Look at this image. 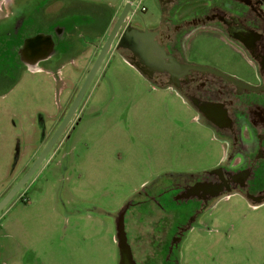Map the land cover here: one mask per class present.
<instances>
[{
  "label": "rangeland",
  "instance_id": "obj_1",
  "mask_svg": "<svg viewBox=\"0 0 264 264\" xmlns=\"http://www.w3.org/2000/svg\"><path fill=\"white\" fill-rule=\"evenodd\" d=\"M12 1L23 14L36 0H0V17ZM124 2L54 0L59 12L46 18L70 19V7L80 3L87 11L121 9ZM132 8L134 24L157 25V0H136ZM84 29L76 52L36 70L0 74V199L30 169L45 124L59 128L98 58L96 37ZM186 49L192 62L226 64L236 57L206 31ZM226 155L223 139L191 106L146 80L112 48L54 152L0 212V264H118L115 218L127 201L157 180L215 168ZM135 212L128 211L125 229L137 264H147L154 242L168 235V219ZM180 264H264V203L239 195L219 200L185 237Z\"/></svg>",
  "mask_w": 264,
  "mask_h": 264
},
{
  "label": "flooded vegetation",
  "instance_id": "obj_2",
  "mask_svg": "<svg viewBox=\"0 0 264 264\" xmlns=\"http://www.w3.org/2000/svg\"><path fill=\"white\" fill-rule=\"evenodd\" d=\"M157 2L161 13L157 25L154 28L147 24L138 26L129 14L112 48L124 59L133 57L135 62L140 63L132 50L117 49L123 33L133 28L143 34L153 33L154 41L181 64L201 68H149L147 75L137 71L157 86L175 90L194 109L199 120L218 134L227 146V155L215 168L198 175L157 180L144 186L127 201L129 211L136 209L135 214L155 216V213H161L168 219V235L154 242V253L147 264H180V249L185 237L219 200L239 195L253 205L264 203V0ZM125 4L115 14L109 10L102 12L103 16L88 13L56 24H47L43 17L25 18L23 27L17 32L14 31L16 27H0V74L3 71L5 76H14L23 67L24 61L32 70L37 69L33 59L45 57L47 53L52 55L50 52L39 54V44L45 49L52 45L57 51L54 54L61 56L70 49V36H75L82 23L93 25L99 31L108 29L115 24ZM17 20H13L14 25ZM63 30H68V33H62ZM202 31L217 36L233 50L236 57L225 60L226 64L189 61L187 42ZM27 48L39 51L33 50L30 56H26ZM67 110L69 112L70 109ZM65 114L59 123L64 121ZM75 118L76 114L44 162ZM45 125L47 127L40 133L29 166L34 164L57 131L55 126L51 125L49 129V124Z\"/></svg>",
  "mask_w": 264,
  "mask_h": 264
},
{
  "label": "water",
  "instance_id": "obj_3",
  "mask_svg": "<svg viewBox=\"0 0 264 264\" xmlns=\"http://www.w3.org/2000/svg\"><path fill=\"white\" fill-rule=\"evenodd\" d=\"M136 0H128L125 4L123 11L120 16L115 21L114 26L111 29V32L103 44L100 53L98 55L97 60L93 64L90 69L86 80L84 81L81 89L79 90L77 96L75 97L69 112L67 113L64 121L59 126L57 131L54 133L53 137L49 141L47 147L42 152V154L37 158L34 164L30 167L28 172L24 175V177L13 187V189L2 199L0 202V212L10 203V201L15 197V195L27 184V182L31 179V177L36 173L38 168L44 162L46 156L53 148L57 140L62 135L65 128L72 121L73 116L76 114L85 94L87 93L93 79L96 74L99 72L106 56L110 53L112 46L114 44L115 39L118 36V33L122 26L126 23V17L133 13L132 5ZM153 33H141L136 29L128 28L122 35L120 39V43L117 47L120 48H128L132 50L140 59V63L135 62L133 57L129 59H125L126 62L132 67L136 68L141 74L147 75L149 68H158V69H171L174 70H201L198 66H188L181 64L174 56L168 55L163 46L159 45L153 39ZM53 46H51L52 48ZM55 49L53 48L50 52L55 53ZM57 52V51H56ZM45 58H38L34 60V65L36 68L39 67V64L45 61ZM31 69V68H30ZM32 70V69H31ZM36 70V69H35ZM172 70V69H171ZM170 70V71H171ZM129 204H126L117 214L115 218L116 225V236L115 241L118 246V264H137L134 260L131 246L128 241L127 232L125 229V218L126 214L129 211Z\"/></svg>",
  "mask_w": 264,
  "mask_h": 264
},
{
  "label": "crops",
  "instance_id": "obj_4",
  "mask_svg": "<svg viewBox=\"0 0 264 264\" xmlns=\"http://www.w3.org/2000/svg\"><path fill=\"white\" fill-rule=\"evenodd\" d=\"M53 1L54 0H44V2H42V0H36L30 10H26V9L22 10L23 14H19L20 10H18L17 9V5L14 4L15 1H12L13 4L12 5H9L8 14L5 15V16H3V17H0V27H2V26H8V25H9V27L11 29H12V27L13 28L16 27V30H14V31L17 32L18 31L17 29L23 27V21H24L25 18H28V19H30V18H34V19L37 18L38 19L39 17H43L44 20H45V22H47V24H56V23L59 22L58 19L57 20H48L46 18V14L47 13H55V12L58 13L59 12L58 9H55V8H54V10L52 9L53 8V4H52ZM127 2H128V0H125L124 4L127 3ZM79 5L80 6H78V7H73V8L70 7V18L71 17H74V16H84V15H86L88 13H91V14H94V15L97 14V15H100V16L102 15L103 16L102 12H105L107 10H109L111 14H115L117 11L120 10V9H106V8H102V7H97V8H93V9L89 8L86 11V9L83 8L84 6H83L82 3H80ZM81 8H83V9H81ZM60 10H63V8L60 9ZM16 18L18 19L17 20L18 22L14 25L13 24V20L16 19ZM113 24H112V26L110 28H108V29L103 28V30H100L99 31L93 25H89V24H87L85 22L82 23L81 27H79L77 29L75 36H70V49L69 50H66L64 53H62V55L63 54H66V53H69V52L70 53H73V52H76L77 50L80 49V46L78 45V39L79 38H78L77 35L80 33V30L83 29V28H85L84 30L87 33L94 34V36L96 37L95 38V42L97 43V45L95 46V50L96 51L98 50V52H100V50L102 48V45H103V43L105 41V38L107 36V32L113 27ZM9 32H11V30ZM64 32L68 33V30H63L62 33H64ZM70 32H71V30H70ZM34 40L35 41H38L37 38H35ZM50 42L53 43L52 36H50ZM39 45L40 46H38L37 48H39L41 51H39V49H37V48L36 49L27 48L26 49V56H30L32 54V51L33 50H34V52L39 51L40 52L39 54H42V52L44 54V52H50L53 49V47L51 48L52 45H50V47H48L47 49L43 48L41 44H39ZM44 50H47V51H44ZM113 50L116 53H118L117 50H115L114 48H113ZM111 51H112V49H111ZM50 53H52L53 56L51 54H49V53H47V55H46V53H45L46 56L45 57H42V58H45L46 60L43 61V62H41V63L49 62V61L58 59L60 57L59 53L58 54H54L53 52H50ZM33 60H35V59H33ZM40 64H39V66H40ZM23 67H25V68L26 67H29L30 68L29 63H27V62L24 61ZM2 73H3V71H2ZM4 77H6V76L4 75ZM169 90L175 91V90H173L171 88ZM176 94L180 98H182L177 92H176ZM184 103H186V102L184 101ZM186 104H188V103H186Z\"/></svg>",
  "mask_w": 264,
  "mask_h": 264
},
{
  "label": "built area",
  "instance_id": "obj_5",
  "mask_svg": "<svg viewBox=\"0 0 264 264\" xmlns=\"http://www.w3.org/2000/svg\"><path fill=\"white\" fill-rule=\"evenodd\" d=\"M141 11H142V12L146 11L145 7H142V8H141ZM22 200H24V202H28L27 199H22Z\"/></svg>",
  "mask_w": 264,
  "mask_h": 264
}]
</instances>
